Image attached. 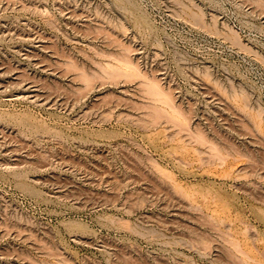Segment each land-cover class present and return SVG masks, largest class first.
<instances>
[{"label": "rangeland", "instance_id": "1", "mask_svg": "<svg viewBox=\"0 0 264 264\" xmlns=\"http://www.w3.org/2000/svg\"><path fill=\"white\" fill-rule=\"evenodd\" d=\"M0 264H264V0H0Z\"/></svg>", "mask_w": 264, "mask_h": 264}]
</instances>
